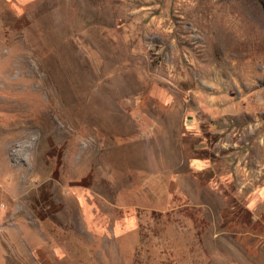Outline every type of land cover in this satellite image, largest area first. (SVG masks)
<instances>
[{
  "label": "rangeland",
  "instance_id": "1",
  "mask_svg": "<svg viewBox=\"0 0 264 264\" xmlns=\"http://www.w3.org/2000/svg\"><path fill=\"white\" fill-rule=\"evenodd\" d=\"M0 215L1 264H264V0H0Z\"/></svg>",
  "mask_w": 264,
  "mask_h": 264
},
{
  "label": "crops",
  "instance_id": "2",
  "mask_svg": "<svg viewBox=\"0 0 264 264\" xmlns=\"http://www.w3.org/2000/svg\"><path fill=\"white\" fill-rule=\"evenodd\" d=\"M79 197L80 198H79L78 202L80 205V210L82 209L81 213L83 212L82 216L87 217V219H85V220H86V223L88 225H94L93 220H94V218H97L98 215H93V211H92L93 206H90V205L95 204L94 203L95 200H91L84 193H80ZM3 227H4L3 226V216L0 215V231H3ZM12 236H15V235H12ZM0 250L2 251L1 248H0ZM1 251H0V253H1Z\"/></svg>",
  "mask_w": 264,
  "mask_h": 264
}]
</instances>
